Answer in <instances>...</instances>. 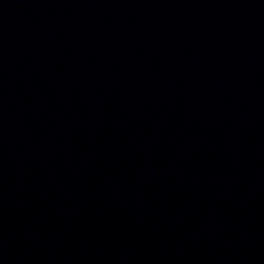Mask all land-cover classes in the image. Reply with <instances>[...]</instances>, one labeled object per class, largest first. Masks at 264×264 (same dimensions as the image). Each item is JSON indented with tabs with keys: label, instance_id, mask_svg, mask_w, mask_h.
<instances>
[{
	"label": "water",
	"instance_id": "obj_1",
	"mask_svg": "<svg viewBox=\"0 0 264 264\" xmlns=\"http://www.w3.org/2000/svg\"><path fill=\"white\" fill-rule=\"evenodd\" d=\"M0 181L120 264H264V0H0Z\"/></svg>",
	"mask_w": 264,
	"mask_h": 264
}]
</instances>
